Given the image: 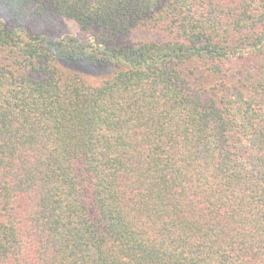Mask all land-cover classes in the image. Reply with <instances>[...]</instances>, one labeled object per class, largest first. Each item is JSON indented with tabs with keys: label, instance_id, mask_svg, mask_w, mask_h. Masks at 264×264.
I'll list each match as a JSON object with an SVG mask.
<instances>
[{
	"label": "trees",
	"instance_id": "16d2710c",
	"mask_svg": "<svg viewBox=\"0 0 264 264\" xmlns=\"http://www.w3.org/2000/svg\"><path fill=\"white\" fill-rule=\"evenodd\" d=\"M0 264H264V0H0Z\"/></svg>",
	"mask_w": 264,
	"mask_h": 264
},
{
	"label": "rangeland",
	"instance_id": "374dc122",
	"mask_svg": "<svg viewBox=\"0 0 264 264\" xmlns=\"http://www.w3.org/2000/svg\"><path fill=\"white\" fill-rule=\"evenodd\" d=\"M54 24H55V30L56 31L59 30L62 32H68L71 34H75L82 39H86L89 37V35H93L92 33L90 34L87 32H81L80 30H78L76 28V26L73 23H71L65 19H59V20L55 21Z\"/></svg>",
	"mask_w": 264,
	"mask_h": 264
}]
</instances>
